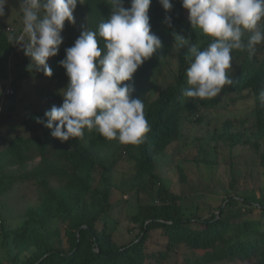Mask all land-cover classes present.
I'll use <instances>...</instances> for the list:
<instances>
[{
  "label": "trees",
  "instance_id": "1",
  "mask_svg": "<svg viewBox=\"0 0 264 264\" xmlns=\"http://www.w3.org/2000/svg\"><path fill=\"white\" fill-rule=\"evenodd\" d=\"M84 3L77 22L65 25L72 37L51 60L53 76L48 78L58 82L57 89L68 84L66 70L59 64L65 49L82 31L98 30L111 13L110 0ZM172 3V11L166 13L159 0H152L150 24L163 48L138 69L132 81L133 96L142 99L153 85L156 69L176 53L174 82L144 102L151 128L144 143L121 144L95 130L61 142L51 136V129L37 123L44 113L34 111L25 123L33 136L16 134L0 148V204L9 192L35 198L19 230L8 231L0 223V264H264V106L258 98L264 88V42L256 46L252 57L234 50L230 70L234 83L217 97L182 98V90L189 87L188 49L173 50L172 32L191 35L201 49L211 38L192 28L181 0ZM125 7H130V0H125ZM166 15L172 18L171 28L164 23ZM11 34L9 29L0 30V83L9 81L12 64L21 74L28 72L26 58L16 57L17 45L10 39L16 35ZM99 43L103 45L102 40ZM248 100L253 102L252 121L242 120L237 126V118L226 116L211 133L210 110ZM62 101L58 90L51 91L45 107L50 110ZM4 116H0V128L5 125ZM194 122L200 129L191 132ZM220 143L248 147L252 155L231 157L222 166ZM173 146L180 192L162 176L163 165L170 162L160 165ZM124 155L135 162V173L127 183L137 210L127 214V233L132 236L120 244L115 237L125 208L120 207L115 217L111 194L116 165ZM37 156L41 161L30 172L12 170H26V163ZM185 165L193 167V182ZM219 170L227 174L226 181L218 178ZM204 193L211 197L200 204L197 198Z\"/></svg>",
  "mask_w": 264,
  "mask_h": 264
},
{
  "label": "clouds",
  "instance_id": "2",
  "mask_svg": "<svg viewBox=\"0 0 264 264\" xmlns=\"http://www.w3.org/2000/svg\"><path fill=\"white\" fill-rule=\"evenodd\" d=\"M166 13L173 9L172 0H159ZM188 10L193 29L211 38L201 49L191 35L173 31V50L187 48V84L182 98L203 101L217 97L234 79V50L256 54L264 42V0H181ZM8 0H0V17L6 15ZM84 0H19L22 33L10 39L31 59L29 72L53 76L48 64L63 44L66 22L75 24L74 12ZM152 0H110L111 13L98 30L82 31L59 64L66 70L67 86L60 90L62 104L53 105L37 117V123L51 129V136L61 142L82 138L85 130H95L108 140L138 145L151 131L145 115L144 100L134 97V74L158 50L161 38L152 31L149 9ZM169 28L172 18L166 15ZM27 37V39H25ZM103 41V45L99 43ZM131 82V83H125ZM264 106V88L259 92ZM188 100V101H189Z\"/></svg>",
  "mask_w": 264,
  "mask_h": 264
},
{
  "label": "rangeland",
  "instance_id": "3",
  "mask_svg": "<svg viewBox=\"0 0 264 264\" xmlns=\"http://www.w3.org/2000/svg\"><path fill=\"white\" fill-rule=\"evenodd\" d=\"M83 5L78 4L77 9L74 12L75 20L77 22L78 17L81 14ZM20 5L19 0H8V4L5 6L6 15L4 17H0V30L1 29H9V34L11 36L19 35L22 33L23 29V19L22 13L19 11ZM65 25H70V23L66 22ZM73 25V24H72ZM13 30V31H12ZM199 30V29H198ZM200 31V30H199ZM63 36V44L68 42L72 37L71 30H65L62 32ZM27 39V37H25ZM63 44L60 46H63ZM173 54V55H172ZM169 59V63H164L159 66L152 80V84L147 93L142 98L145 102L151 101L159 93V90L167 87L171 83L174 82V73H176L178 69V61L176 53H172ZM16 57L26 58V68L31 63V59L24 55V52L20 50V46L17 45V54ZM52 57L49 58L48 64L50 66ZM12 71L9 81L4 83H0V116L5 114L4 120L5 125L0 128V148H5L6 145L10 142L11 138L16 134H22L33 136L31 131L25 130V123L31 116L34 111L45 113L47 111L45 107V101L47 94L49 92L60 90L64 88H59L58 82L55 80H51L42 72H27L26 74H21L19 69L14 68L12 64ZM13 87V89H12ZM12 89L15 92L14 97L11 95L4 96V92L6 89ZM46 105H48L46 103ZM212 112V124H211V133H213L215 128L221 126L222 121L226 116H231L237 118V126L240 125V121L242 120H250L253 119V102L248 101H239L237 103L230 102L226 109L222 110H210ZM9 114L7 117L6 115ZM199 126L194 122L191 126L190 131H195ZM205 130V129H204ZM203 130V131H204ZM205 135V132L202 133V136ZM201 136V134H200ZM5 142H3V140ZM220 157L219 161L223 164L230 159L231 157H237L242 154L243 156L249 157L252 155L251 151L248 147L238 146L236 148L230 147L226 143H220L219 145ZM174 157V158H173ZM173 158V160H171ZM41 161V158L37 156L34 160H29L26 163V170H18V168H13L12 170L17 173H25L30 172L33 168L38 165ZM165 162H170L167 166L163 165L162 176L168 179L176 192H180L179 187V175L177 172V164L178 157H176V148L175 146L171 147L166 156L160 161V165ZM185 168H189L190 177L193 182L194 179V171L193 167L189 165H185ZM135 173V162L131 161L127 155H124L123 160H120L116 165V170L113 175V182L115 188L111 194V202L116 204L115 207V217H118V213L120 207L125 208L123 214L121 215L122 223L119 225L118 230L116 232V240L122 244L128 242L131 238V234L127 233V228L129 223L127 222V214L131 215L137 210L136 201L132 198L133 192H130L128 179L132 177ZM218 178L221 180H227V174L224 171L219 170L217 173ZM193 186L198 184H192ZM204 197V198H203ZM208 197V193H204L198 196V200H200V204L203 203L204 199ZM211 197V196H210ZM208 197V199L210 198ZM34 197L27 195L25 198L20 197V193H12L9 192L2 197V201L0 204V223L4 222L6 224V229L10 230H19L25 221L26 210L29 205L34 202ZM127 199V203L124 204V201ZM208 202L212 203V200ZM217 206L215 203H213Z\"/></svg>",
  "mask_w": 264,
  "mask_h": 264
},
{
  "label": "built area",
  "instance_id": "4",
  "mask_svg": "<svg viewBox=\"0 0 264 264\" xmlns=\"http://www.w3.org/2000/svg\"><path fill=\"white\" fill-rule=\"evenodd\" d=\"M12 94H13V90L10 89V88H9V89H6L5 92H4V95H5V96H10V95H12Z\"/></svg>",
  "mask_w": 264,
  "mask_h": 264
}]
</instances>
